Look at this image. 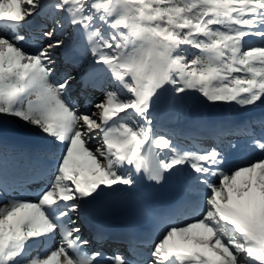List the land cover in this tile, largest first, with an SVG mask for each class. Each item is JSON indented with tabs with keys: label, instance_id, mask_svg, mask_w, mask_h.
I'll return each instance as SVG.
<instances>
[{
	"label": "snow or ice",
	"instance_id": "obj_1",
	"mask_svg": "<svg viewBox=\"0 0 264 264\" xmlns=\"http://www.w3.org/2000/svg\"><path fill=\"white\" fill-rule=\"evenodd\" d=\"M61 46L79 52L83 105L76 77L57 75ZM190 93L264 106V0H0V118L42 137L23 181L0 150V264H264V117L185 146L158 125ZM226 135L247 139L224 147ZM246 148L260 155L237 163ZM177 172L185 196L156 214L147 248L106 253L73 219L134 174L159 185Z\"/></svg>",
	"mask_w": 264,
	"mask_h": 264
},
{
	"label": "bare ground",
	"instance_id": "obj_2",
	"mask_svg": "<svg viewBox=\"0 0 264 264\" xmlns=\"http://www.w3.org/2000/svg\"><path fill=\"white\" fill-rule=\"evenodd\" d=\"M48 23H49V25H51L50 20ZM55 53L60 55L62 53L61 47L57 48L55 50ZM74 54L76 56H79L78 50ZM55 67H56L57 75H59V76L65 75L64 67L59 66V65L55 66ZM75 72H79V67L72 74H75ZM74 76L77 77V75H74ZM79 84L80 83H77L74 81L71 83V86H70L71 95L76 99H78V96L82 90L79 87ZM103 86H106V85H103ZM97 88H98V90H94V92L88 97V102H90L91 105H93L94 111H95V108H94L95 103L99 102L103 98V92L101 90L102 85L98 84ZM190 94H193V96H191L189 101L184 102V104L182 106H180L179 108H176L175 105H173V106H168L167 108L164 109V114L161 117V120L159 123L160 126L158 127L160 131H161V128H164V125H167V123H171L172 128H175V127L179 128L178 129L179 131H177L179 133L191 132L192 136H195V134H201V135L205 136V134L203 133L204 132L203 130H205V129H203V126L205 128L207 127L206 129H208V130L210 127L208 126L209 124L207 123V121H205V119L202 118V114H204V115L212 114L214 116V123L213 122L210 123V126L212 128H211V130H209V133H207V136L204 140L205 141L204 145L207 146V145L219 143L218 141H216L215 132L223 126H230L231 124L235 125L236 119L241 118L242 120H246L248 118H253V119L258 120L259 118L264 117V114L262 113V111H264V106L257 107L252 111H247L244 109H240L235 105H231V106H229V105H214L215 110L210 111V108L213 105L201 102L204 105V108H197V106L195 105L196 101H202L203 98L199 97L198 94H196V93H190ZM171 107H175L176 109H174V111H173V110H171ZM190 111H193L194 115H192V114L190 115ZM184 119L185 120L189 119V120L185 124H183L182 127H180L178 122H179V120L182 121ZM30 128H31L30 126H28V125L25 126L18 120L14 121V118H10V117L0 118V130H20V131H23L25 134H31L33 136L41 137V134L38 132V130L34 129L32 131ZM258 128L259 127L257 126L255 129L257 134H259ZM210 132H211V134H210ZM211 135H213V136H211ZM177 137H181V140L179 139L180 144L185 145V146H189V145H187L186 141L183 140V138H184L183 135L177 136ZM246 139H247V137H244V136L231 138V137H229V135H226L225 137H223V145L222 146L227 147L229 141H232L234 143L238 142V143L244 144ZM171 178L177 180L179 182V184L183 183V185L181 186V189L183 191H185L184 173L177 172V173L173 174L171 176ZM51 179H53V178H51ZM134 179H135V186L134 187H132V188L125 187L122 192H119L117 194L122 197L125 195L135 196L140 192H145V190L147 188L148 180L143 178L142 176H136L135 174H134ZM141 194H143V193H141ZM106 196L107 195H105L101 198H104Z\"/></svg>",
	"mask_w": 264,
	"mask_h": 264
},
{
	"label": "rangeland",
	"instance_id": "obj_3",
	"mask_svg": "<svg viewBox=\"0 0 264 264\" xmlns=\"http://www.w3.org/2000/svg\"><path fill=\"white\" fill-rule=\"evenodd\" d=\"M55 66H58V65H55ZM71 72L73 73V71H69V72H67L66 74H71ZM190 98H191V94H189L188 97H186L182 102L176 104L175 107H176V108H179L180 106H182V105L184 104V102H187ZM78 100L81 101L80 99H78ZM195 105L198 106V107H203L202 104H201L199 101H196ZM175 107H171V110L174 111V109H176ZM166 108H167V107H166ZM211 110L214 111V108H211ZM192 112H193V111H192ZM171 115H172V114H171ZM192 115H194V112L192 113ZM202 118H204L205 121H207V123H208L209 125H210L211 122L214 123V116H213L212 114H206V115L202 114ZM188 120H189V119H186V120L184 119V120H182V121L179 120L178 123H179L180 127H182L183 124H185ZM14 121H16V119H14ZM23 125H24V124H23ZM167 125H169V126L172 127L171 123H167ZM26 126H27V125H26ZM206 128H207V127H206ZM206 128L203 126V129H205L207 132H209V130H211L212 127H210L209 130L206 129ZM30 129H31V130H34V128H30Z\"/></svg>",
	"mask_w": 264,
	"mask_h": 264
}]
</instances>
